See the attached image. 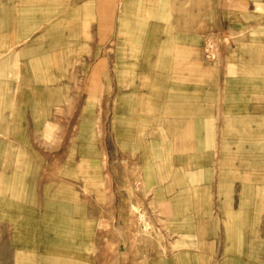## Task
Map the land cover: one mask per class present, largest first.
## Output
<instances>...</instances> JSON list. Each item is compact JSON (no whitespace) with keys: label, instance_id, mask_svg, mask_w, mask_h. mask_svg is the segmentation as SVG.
Wrapping results in <instances>:
<instances>
[{"label":"rangeland","instance_id":"rangeland-1","mask_svg":"<svg viewBox=\"0 0 264 264\" xmlns=\"http://www.w3.org/2000/svg\"><path fill=\"white\" fill-rule=\"evenodd\" d=\"M12 2L17 4L16 0H2L7 8L0 16V264H204L209 259L203 261L206 253L212 264H242L251 257L264 264V139H260L263 143L259 144L257 163L258 217H228L226 232L218 243L220 250L202 249V227L174 225L180 213H148L137 208L132 213H90L92 193L98 197L100 209L107 204L108 194L111 205L117 202L119 192H114L115 201L112 197V170L121 174L132 157L138 160L140 154H146L147 164L154 165L157 154L165 152L168 134L157 119V110L129 114L123 102L128 85L134 87L139 82L145 90L152 88L146 84L145 74H132L134 68L135 72L140 68L144 72V67L157 70L163 60L171 59L160 56L171 52L167 48L161 52L159 42L155 43L157 57L155 51L135 53L138 46L134 39L138 35L144 39L171 33L172 26L160 19L165 17L160 10L145 9L140 15L145 24L116 26L114 38L105 40L103 33L96 41L85 9L81 25L73 24L75 15L70 11L68 24L60 26L57 2L48 5L41 0H18L21 9L31 6L32 18L43 24L15 26L11 24ZM141 2L149 7L153 0ZM27 17L31 18L27 14L20 21L25 22ZM208 29L212 35L219 33L218 26ZM248 41H244V55L262 51L258 43ZM224 45L208 43L199 55L216 67L222 61ZM229 46L234 48V42ZM233 54L228 49L227 61ZM186 58L191 64L192 59ZM101 64L107 65L112 74L98 76L97 91L96 87L91 89V71ZM108 82L113 84L111 89L103 88ZM152 106L157 108L150 103L149 108ZM17 117L16 130L11 119ZM149 120L150 129L138 136L139 124ZM128 125L136 137H122ZM169 154L164 155L167 163L174 159L172 152ZM27 158L30 164L24 163ZM245 172L250 177V170L244 171V176ZM106 179L111 180L109 185ZM60 181L70 183L81 197L76 201L73 194L68 200L60 191L65 189ZM143 189L145 196L154 193V187L149 193ZM248 198L244 192V206ZM41 205L44 213L39 214ZM254 225L258 226L256 242L247 233L243 235L245 248L236 241L225 243L227 236L239 237L234 228L251 231Z\"/></svg>","mask_w":264,"mask_h":264},{"label":"crops","instance_id":"crops-1","mask_svg":"<svg viewBox=\"0 0 264 264\" xmlns=\"http://www.w3.org/2000/svg\"><path fill=\"white\" fill-rule=\"evenodd\" d=\"M52 1L58 3L60 26L68 24L70 11H74L75 15L73 24L81 25L85 9L94 27L92 35L96 41L103 33L105 40L112 39L116 26L145 24L140 19L145 9L153 11L157 8L166 17L160 19L172 26L171 33H156L144 39L138 35L134 39L138 46L136 54H141L143 50L149 53L155 51L157 57L158 49L163 52L167 48L171 53L160 56L171 59L163 60L157 70L144 67V72L140 71L141 68L135 72L134 68L132 74H145L146 84H151L152 88L145 90L136 82L134 87H124H128L129 92L123 98L129 114H151L157 110V119L162 121L164 132L172 135V139L166 135L165 152L157 154L154 165L147 164L146 154H140L138 160L132 157L121 174L112 170L114 201V192H119L116 205L110 204L111 196L108 194L107 204L100 209L98 197L92 193L90 213H132L133 208L147 210L148 213H180L179 219H189H178L174 225L202 227V249L218 250L228 217L257 218L259 213L257 163L259 144L263 143L260 139H264V126H260V122L264 123V109H261L264 107V0H259L262 3L258 0H153L149 7L142 0H41L48 5ZM16 3L10 5L11 24H43L32 18L31 6L21 9L18 0ZM6 8L1 0L0 16ZM168 10L169 17L166 15ZM122 12L123 16L120 15ZM27 14L31 18L21 22L20 19L23 20ZM210 26H218L219 33L212 35L208 29ZM141 41L145 44L142 45ZM244 41L258 43L257 47L262 51L244 55ZM156 42L162 44L158 49ZM212 42L225 43L221 51L222 61L216 67L203 61L199 55L201 49ZM231 42H234V48L229 46ZM152 46L155 50L146 49ZM228 49H232L234 54L228 56L227 61L225 54ZM181 56L183 58L179 60ZM186 57L192 59L191 64L185 61ZM91 72L94 80L91 89L96 87L97 91L100 86L98 76L112 74V70L104 64L93 67ZM110 84L108 82L103 88L111 89L113 84ZM150 103L157 108H149ZM11 120L15 122L13 129L16 127L17 130L19 118ZM150 121L139 124L138 136L150 129ZM128 127L122 137H136L132 126ZM22 136L27 137V134ZM169 152L174 159L167 163L164 158L166 154L170 155ZM247 170H250V177L246 176V172L244 176ZM109 181L106 179L107 185ZM59 184L65 187L60 191L68 200L73 194L76 201L81 197L79 191L73 192L70 183L60 181ZM144 187L148 193L154 187V193L145 196ZM244 192L249 196L245 206ZM257 227L251 226V231L234 228L239 237L227 236L225 243L236 241L245 248L243 235L250 233L251 241L256 242ZM234 229H231L232 233ZM193 234L196 237L197 233ZM208 256L204 264L213 263L207 253L203 261ZM242 264H259V261L251 257Z\"/></svg>","mask_w":264,"mask_h":264},{"label":"bare ground","instance_id":"bare-ground-1","mask_svg":"<svg viewBox=\"0 0 264 264\" xmlns=\"http://www.w3.org/2000/svg\"><path fill=\"white\" fill-rule=\"evenodd\" d=\"M132 82V81H131ZM134 83V82H133ZM132 85V84H131ZM22 131V130H21ZM23 134H25V133H23ZM22 134V135H23ZM30 144V143H29ZM30 147V146H29ZM31 151V150H30ZM27 162L30 164L31 162H30V159L29 158H27L25 161H24V163H26L27 164ZM39 167L41 168V165H39ZM39 168V169H40ZM41 177V179H42V174H39V178ZM3 202H4V200H3ZM5 204V203H4ZM20 210V209H19ZM18 210V211H19ZM25 210V209H24ZM37 213H39V214H41V213H44V209H43V206L41 205V209H39V212H37ZM20 214V213H19ZM11 216V215H10ZM21 216V215H20ZM44 216V215H43ZM13 218H14V216H13ZM18 218V217H17ZM15 219H16V217H15ZM12 220V219H11ZM14 220V219H13ZM12 220V221H13ZM14 221H16V220H14ZM41 222V221H40ZM23 224H25V223H23ZM34 225V224H33ZM22 226V225H21ZM16 230H18V229H16ZM17 232V231H16ZM22 232V231H21ZM40 232H41V230H40ZM21 234V233H20ZM29 235V234H28ZM22 236V235H21ZM22 239V238H21ZM16 242V241H15ZM19 242V241H18ZM22 243V242H21ZM14 244V243H13ZM20 244V243H19ZM24 244V243H23ZM21 245V244H20ZM14 246H15V244H14ZM22 246H24V245H22ZM21 246V247H22ZM20 247V246H19ZM20 249V248H19ZM44 253H45V251H43ZM39 254H41V253H39ZM47 254V253H46Z\"/></svg>","mask_w":264,"mask_h":264}]
</instances>
